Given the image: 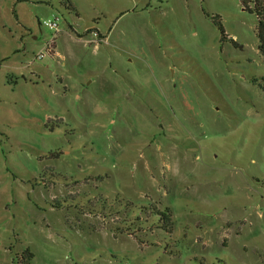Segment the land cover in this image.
Masks as SVG:
<instances>
[{"label":"rangeland","instance_id":"obj_1","mask_svg":"<svg viewBox=\"0 0 264 264\" xmlns=\"http://www.w3.org/2000/svg\"><path fill=\"white\" fill-rule=\"evenodd\" d=\"M69 1L0 0V264H264L255 16Z\"/></svg>","mask_w":264,"mask_h":264},{"label":"trees","instance_id":"obj_2","mask_svg":"<svg viewBox=\"0 0 264 264\" xmlns=\"http://www.w3.org/2000/svg\"><path fill=\"white\" fill-rule=\"evenodd\" d=\"M65 1V7L69 10H74V6L69 0ZM242 7L249 13L255 16L256 21V36L258 38V50L264 58V0H240ZM213 19L218 26L222 40L227 38L225 30L219 20L218 16H213ZM100 35V34H99ZM101 36V35H100ZM56 156V153H47V156ZM54 156V157H55ZM171 225H167L166 229L170 231ZM35 257L30 249H25L20 255L14 259V264H31L32 259Z\"/></svg>","mask_w":264,"mask_h":264},{"label":"built area","instance_id":"obj_3","mask_svg":"<svg viewBox=\"0 0 264 264\" xmlns=\"http://www.w3.org/2000/svg\"><path fill=\"white\" fill-rule=\"evenodd\" d=\"M45 25L48 26L49 28L51 29H54V30H57L58 29V21L57 19H49V20H46L44 21ZM46 52L48 54H52L54 53V50H52L51 48V43H49L46 47ZM43 53L40 52L38 55H37V58H43Z\"/></svg>","mask_w":264,"mask_h":264},{"label":"crops","instance_id":"obj_4","mask_svg":"<svg viewBox=\"0 0 264 264\" xmlns=\"http://www.w3.org/2000/svg\"><path fill=\"white\" fill-rule=\"evenodd\" d=\"M54 51H55V50H54ZM32 73H33V74L36 73L37 75H39V74H38L37 72H35V71L32 72ZM22 77H23L22 79L27 80L26 77H24V74L22 75ZM40 78H41V77L38 76V77H37L38 81H36V82L41 81ZM54 80H55V79H54ZM58 80H59V79H58ZM42 81H44V80H42ZM49 84H50V83H49ZM50 85H51V84H50ZM63 87H64V88H63V91H64V92H66V90H67V91L69 90V86H67V83L63 84ZM78 97L81 98L80 95H78ZM58 117H59V116H58ZM60 119H63V118H60ZM61 121H62V120H61ZM63 121H64V119H63Z\"/></svg>","mask_w":264,"mask_h":264}]
</instances>
